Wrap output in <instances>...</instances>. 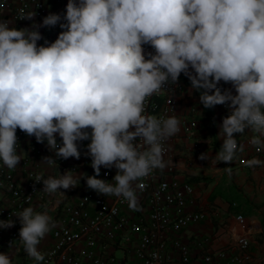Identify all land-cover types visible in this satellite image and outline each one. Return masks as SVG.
I'll use <instances>...</instances> for the list:
<instances>
[{
	"label": "clouds",
	"instance_id": "clouds-1",
	"mask_svg": "<svg viewBox=\"0 0 264 264\" xmlns=\"http://www.w3.org/2000/svg\"><path fill=\"white\" fill-rule=\"evenodd\" d=\"M35 15L21 12V19ZM10 23L0 20V161L9 170L21 161L18 128L38 143L47 141L54 156L42 162L49 166L56 158L80 159L78 142L90 140L86 155L95 175L40 173L35 181L43 182V193L63 196L59 189L84 179L98 194L122 197L138 211L136 189L169 165L165 142L181 131L177 115L158 118L146 104L171 91L181 73L205 109H231L216 160L230 164L244 150L234 134L246 128L254 133L250 143L264 150V0H68L63 17L49 14L31 28ZM57 24L63 29L57 39L38 45L39 28ZM143 45L154 54L146 58ZM221 81L236 94L222 92ZM261 164L247 161L249 167ZM102 166L117 170L113 182L97 178ZM14 215L25 252L43 261L38 245L55 227L53 218L32 206ZM13 226L11 219L0 220V228ZM0 264L12 260L0 253Z\"/></svg>",
	"mask_w": 264,
	"mask_h": 264
},
{
	"label": "built area",
	"instance_id": "built-area-1",
	"mask_svg": "<svg viewBox=\"0 0 264 264\" xmlns=\"http://www.w3.org/2000/svg\"><path fill=\"white\" fill-rule=\"evenodd\" d=\"M67 3L68 0H0V20L11 21L10 28H31L33 23L42 24L43 18L49 14H60L63 17ZM21 12H34L36 15L32 20L21 19ZM39 31L43 39L37 44L43 45L45 40L54 42L63 29L57 24L54 27H40ZM143 48L146 58L147 53L155 52L150 45H143ZM170 87L171 91H162L149 98L147 112L158 118L177 115L181 121L178 134L185 133L194 126L195 117H182L178 112L177 93L183 89L182 80L178 78L177 84ZM218 87L222 92L231 89L235 95L229 83L221 81ZM219 109L218 122L221 128L223 118L230 115L231 109L227 104L219 105ZM187 112H195V107L189 106ZM16 135L17 151L23 152L21 161L13 170H9L0 161V220L14 221L13 227L0 228L2 247L14 245L18 237L15 223L19 222V218L14 214L44 198L43 182L35 181L36 175L45 172L44 166L64 172L91 166V157L86 155L90 140L78 142L80 159L56 158L57 164L49 166L38 162L39 158L54 156L46 140L38 143L34 136L26 135L19 128ZM244 137L254 158L264 161V150L258 151L257 146L250 143L252 135ZM56 138L58 143H62L58 134ZM165 149L164 159L173 158L168 140ZM195 154H198L197 151ZM116 172L114 167L108 169L102 166L97 178L113 182ZM91 175H95L94 170ZM142 183L144 187L136 189L138 211L131 210L122 197L98 194L88 188L86 182L81 183L77 195L62 197L54 208L55 227L49 232L50 241L40 251L44 260L36 263L189 264L191 255L179 231L188 223L203 217L202 210L185 208L192 197V184L184 179L164 177L160 169L154 170ZM235 219L241 223L243 216L236 214ZM247 245L248 238L240 233L228 246L202 253L200 259L203 264H248Z\"/></svg>",
	"mask_w": 264,
	"mask_h": 264
},
{
	"label": "crops",
	"instance_id": "crops-1",
	"mask_svg": "<svg viewBox=\"0 0 264 264\" xmlns=\"http://www.w3.org/2000/svg\"><path fill=\"white\" fill-rule=\"evenodd\" d=\"M183 76L181 79L183 89L177 93L178 112L182 117H195V124L187 132L176 134L168 139L173 158L165 160L170 163L161 170V175L189 181L193 191L191 200L186 203L185 208L203 212L201 219L188 223L179 231V236L187 244L191 255L189 264H203L200 259L202 253L228 246L240 233L248 238L246 262L264 264V226L262 225L264 222V164L247 166V161L254 156L244 137L253 136L254 133L246 128L245 133L236 134L238 144H242L244 150L238 152L237 157L230 164L216 160L215 155L223 143L219 136V105L209 109L214 120L213 125L210 126L207 118L199 117L201 112L199 99L193 94L191 84L185 81L189 79L184 74ZM229 86L234 90L230 83ZM189 106H194L195 112L188 113ZM196 151L198 154H195ZM203 153L206 154L207 159H200ZM38 162L45 164L42 158H39ZM85 170L86 167H82L73 172L82 174ZM44 171L45 177H58L65 173L47 166H44ZM81 183L83 182L80 180L77 187L67 190L59 189L64 193L63 196L44 193L42 200L34 201L30 206L36 211H47L53 218L56 203L64 196L77 195L81 190ZM236 214L243 216L241 223L235 219ZM15 225L19 232L21 224L17 222ZM19 239L18 234L14 245L0 246V253L7 254L12 259L19 249ZM49 241L50 234L47 233L38 245V250L42 251ZM27 257L25 264H37L33 258L28 255Z\"/></svg>",
	"mask_w": 264,
	"mask_h": 264
},
{
	"label": "trees",
	"instance_id": "trees-1",
	"mask_svg": "<svg viewBox=\"0 0 264 264\" xmlns=\"http://www.w3.org/2000/svg\"><path fill=\"white\" fill-rule=\"evenodd\" d=\"M183 77H184V76H183V74L181 73L179 79H183ZM185 81H186L187 83H190V81L187 80V79H186ZM190 84H191V83H190ZM193 94L197 95V97H198V99H199V93H198V92H195V91L193 90ZM199 102H200V100H199ZM200 107H201V112H200V116H199V117H200V118H207V119H208V123H209V125L212 126L214 120H213V117H211V114H210L209 109H205L201 103H200ZM92 171H93V168H92L91 166H86V170H85L84 173H86L87 175L91 176ZM81 181H82V182H86V180H84V179H81ZM18 247H19V249H18V251H17V258H16V261H15L14 264H25L26 261H27V259H28V257H27V253L25 252V250H24L23 245H22L21 242L19 243V246H18Z\"/></svg>",
	"mask_w": 264,
	"mask_h": 264
},
{
	"label": "rangeland",
	"instance_id": "rangeland-1",
	"mask_svg": "<svg viewBox=\"0 0 264 264\" xmlns=\"http://www.w3.org/2000/svg\"><path fill=\"white\" fill-rule=\"evenodd\" d=\"M16 258H17V254H16V256H14L11 260H12V264H14L15 263V261H16Z\"/></svg>",
	"mask_w": 264,
	"mask_h": 264
}]
</instances>
